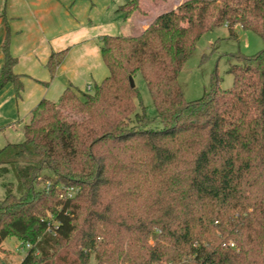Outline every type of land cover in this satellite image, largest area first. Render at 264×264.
I'll return each instance as SVG.
<instances>
[{
  "label": "trees",
  "instance_id": "obj_1",
  "mask_svg": "<svg viewBox=\"0 0 264 264\" xmlns=\"http://www.w3.org/2000/svg\"><path fill=\"white\" fill-rule=\"evenodd\" d=\"M145 1L121 9L142 12ZM220 26L263 48L230 67V89L214 77L186 101L178 75ZM2 49L0 90L11 83L19 98L7 40ZM99 50L107 75L91 91L41 99L22 140L0 148V179L15 180L0 199V264H13L8 237L30 245L18 264H88L91 254L100 264H264V0H183L144 30L101 37ZM65 54L48 57L51 79Z\"/></svg>",
  "mask_w": 264,
  "mask_h": 264
},
{
  "label": "crops",
  "instance_id": "obj_2",
  "mask_svg": "<svg viewBox=\"0 0 264 264\" xmlns=\"http://www.w3.org/2000/svg\"><path fill=\"white\" fill-rule=\"evenodd\" d=\"M182 1L149 0L139 3L141 14H126L121 9L126 0H0V71L7 40L16 59L13 71L22 80L19 98L11 83L0 90V133L20 131L41 99L57 102L67 86L86 91L98 84L107 75L101 37L144 30L157 14ZM63 50L66 54L51 79L45 64L51 53Z\"/></svg>",
  "mask_w": 264,
  "mask_h": 264
},
{
  "label": "rangeland",
  "instance_id": "obj_3",
  "mask_svg": "<svg viewBox=\"0 0 264 264\" xmlns=\"http://www.w3.org/2000/svg\"><path fill=\"white\" fill-rule=\"evenodd\" d=\"M131 13H138V11H131ZM235 34L236 37L231 38L227 28L220 26L205 32L197 40L177 78L184 100L199 99L209 90L214 77L218 79L221 89H230L233 84V76L229 73L230 67L240 63L243 56H251L263 48V41L256 34L240 27H236ZM135 85L141 94L147 117L154 118L155 110L150 95L139 74L135 77ZM21 140L22 135L19 129H13L4 134L0 133V148L7 142L17 143ZM3 183H15L11 172L6 175L5 180L0 179V199L4 195ZM49 216L47 213L46 217ZM20 243L24 242L14 237H8L2 244V248L9 253L8 257L13 264H18L25 254L24 251L19 250ZM88 264L100 263L96 260L95 255L91 254Z\"/></svg>",
  "mask_w": 264,
  "mask_h": 264
},
{
  "label": "built area",
  "instance_id": "obj_4",
  "mask_svg": "<svg viewBox=\"0 0 264 264\" xmlns=\"http://www.w3.org/2000/svg\"><path fill=\"white\" fill-rule=\"evenodd\" d=\"M92 88L90 87V86H88L87 87V89H86V91H90ZM74 191H68L67 192V195L70 197L71 196V194L73 193ZM30 248V245H29V243H20L19 244V250L20 251H24V252H26L28 249ZM18 250V249H17Z\"/></svg>",
  "mask_w": 264,
  "mask_h": 264
},
{
  "label": "water",
  "instance_id": "obj_5",
  "mask_svg": "<svg viewBox=\"0 0 264 264\" xmlns=\"http://www.w3.org/2000/svg\"><path fill=\"white\" fill-rule=\"evenodd\" d=\"M130 86L133 87L134 86V83L132 80H130Z\"/></svg>",
  "mask_w": 264,
  "mask_h": 264
}]
</instances>
